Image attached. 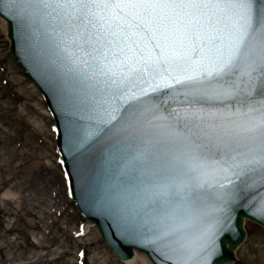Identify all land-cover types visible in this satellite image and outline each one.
I'll list each match as a JSON object with an SVG mask.
<instances>
[{"label": "water", "instance_id": "water-1", "mask_svg": "<svg viewBox=\"0 0 264 264\" xmlns=\"http://www.w3.org/2000/svg\"><path fill=\"white\" fill-rule=\"evenodd\" d=\"M57 2L3 0L0 18L7 23L10 54L55 121L57 150L79 213L122 261L138 250L152 264L235 262V250L246 238L244 220L264 227V176L251 172L237 179L223 171L237 155L223 144L211 151L187 144L175 119L177 111L188 109L182 102L185 89L167 73L124 80L123 69L113 68L116 84L95 74L66 35L63 18L76 10L56 8ZM253 104L258 107L259 101ZM113 109L117 119L110 121ZM210 110L229 127L259 118V112L239 104ZM132 112L137 114L134 128L108 131ZM189 184L204 185L194 203L185 199ZM161 230L170 235L157 239Z\"/></svg>", "mask_w": 264, "mask_h": 264}, {"label": "snow or ice", "instance_id": "snow-or-ice-1", "mask_svg": "<svg viewBox=\"0 0 264 264\" xmlns=\"http://www.w3.org/2000/svg\"><path fill=\"white\" fill-rule=\"evenodd\" d=\"M55 7L76 10L63 18L66 35L95 74L116 84L113 68L123 69L124 80L167 73L185 89L182 102L188 109L177 111L175 119L187 144L209 151L223 144L237 153L223 171L237 179L251 172L264 176V0H58ZM177 68L181 71L173 75ZM237 104L259 112V118L229 127L210 110ZM115 111L108 113L110 121L117 119ZM136 120L135 112L126 113L108 131L132 129ZM237 144L241 147L233 148ZM203 187L185 185V199L194 203ZM168 235L161 230L157 239Z\"/></svg>", "mask_w": 264, "mask_h": 264}, {"label": "rangeland", "instance_id": "rangeland-1", "mask_svg": "<svg viewBox=\"0 0 264 264\" xmlns=\"http://www.w3.org/2000/svg\"><path fill=\"white\" fill-rule=\"evenodd\" d=\"M59 161L54 120L0 18V264H125L78 212ZM245 230L229 264H264V227L246 220Z\"/></svg>", "mask_w": 264, "mask_h": 264}, {"label": "bare ground", "instance_id": "bare-ground-1", "mask_svg": "<svg viewBox=\"0 0 264 264\" xmlns=\"http://www.w3.org/2000/svg\"><path fill=\"white\" fill-rule=\"evenodd\" d=\"M59 163H60V161H59ZM90 227H92V226H85V227H84V230H85V231H88ZM136 252H137V251H136ZM124 263H125V264H136V263H138V257L136 256V253H135V255L133 256V258H131L130 260L124 261Z\"/></svg>", "mask_w": 264, "mask_h": 264}]
</instances>
